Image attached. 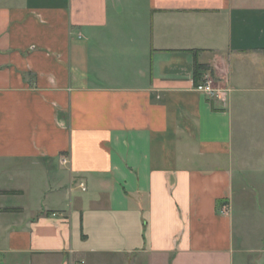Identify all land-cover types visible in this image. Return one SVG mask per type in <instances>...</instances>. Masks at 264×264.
I'll list each match as a JSON object with an SVG mask.
<instances>
[{"label": "crops", "instance_id": "crops-1", "mask_svg": "<svg viewBox=\"0 0 264 264\" xmlns=\"http://www.w3.org/2000/svg\"><path fill=\"white\" fill-rule=\"evenodd\" d=\"M138 1L0 0V264H264V0Z\"/></svg>", "mask_w": 264, "mask_h": 264}, {"label": "built area", "instance_id": "built-area-1", "mask_svg": "<svg viewBox=\"0 0 264 264\" xmlns=\"http://www.w3.org/2000/svg\"><path fill=\"white\" fill-rule=\"evenodd\" d=\"M196 90L208 95L210 98H223L229 89L218 86L215 80L209 74H203L202 80L195 86ZM63 162H67V159H63ZM85 190L86 186L84 183L81 184Z\"/></svg>", "mask_w": 264, "mask_h": 264}, {"label": "trees", "instance_id": "trees-1", "mask_svg": "<svg viewBox=\"0 0 264 264\" xmlns=\"http://www.w3.org/2000/svg\"><path fill=\"white\" fill-rule=\"evenodd\" d=\"M208 68H209L208 65H205V64H199L198 63V64L195 65L194 79H195L196 85L202 79V71L203 70H207Z\"/></svg>", "mask_w": 264, "mask_h": 264}, {"label": "rangeland", "instance_id": "rangeland-1", "mask_svg": "<svg viewBox=\"0 0 264 264\" xmlns=\"http://www.w3.org/2000/svg\"><path fill=\"white\" fill-rule=\"evenodd\" d=\"M137 4H139V5H142V6H144L145 5V3H144V0H139L138 2H136ZM219 86V85H218ZM33 186V185H32ZM33 196H35V194L33 195ZM35 198V197H34Z\"/></svg>", "mask_w": 264, "mask_h": 264}]
</instances>
